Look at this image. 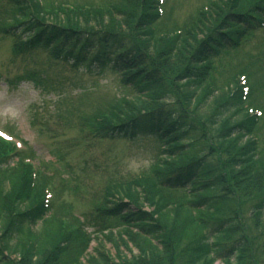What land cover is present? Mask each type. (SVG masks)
Returning <instances> with one entry per match:
<instances>
[{
    "label": "trees",
    "instance_id": "trees-1",
    "mask_svg": "<svg viewBox=\"0 0 264 264\" xmlns=\"http://www.w3.org/2000/svg\"><path fill=\"white\" fill-rule=\"evenodd\" d=\"M87 5L0 0V37L13 39L22 62L42 48L55 61L110 65L136 98L54 121L73 115L98 139L153 136L160 157L138 179L107 182L94 217L75 228L60 217L62 204L45 203L44 175L25 162L33 151L0 140V264H264V143L251 138L257 119L242 110L236 78L215 88L210 68L215 54L263 20L264 0H207L187 25L161 35L157 0ZM42 75L27 71L36 85ZM231 198L251 202L259 261ZM82 226L93 228L91 253L93 235Z\"/></svg>",
    "mask_w": 264,
    "mask_h": 264
},
{
    "label": "rangeland",
    "instance_id": "rangeland-1",
    "mask_svg": "<svg viewBox=\"0 0 264 264\" xmlns=\"http://www.w3.org/2000/svg\"><path fill=\"white\" fill-rule=\"evenodd\" d=\"M43 1L49 7L58 4H72L79 7L89 3L99 6L102 3H109L111 0ZM206 2L207 0H165L164 15L168 12L170 13V16L168 15V26L175 28L176 26L183 27L187 25L189 20L191 21L195 15V12L202 5H205ZM163 23L166 24V18ZM160 28L158 31L163 30L162 25ZM258 41H261L260 43L263 42V53L260 52L259 55L258 51H250V56L248 57L246 52L253 49V47L247 43L233 51L226 52L219 60L214 62V78L212 79V83L215 88L220 87L230 76L231 70L237 64L243 63L246 56L245 63L249 65L243 66H247L252 71L259 72L258 84H261L259 78L262 64L264 63V33L259 35ZM11 51V39L9 37H0V73L6 74L10 79L16 80L18 77L24 75V71L18 62H11ZM79 75H81L80 78L74 72L55 69L52 74H48L50 80L46 90H42L40 87L34 88L30 82H21V85L12 88L0 78V130L5 131L9 129L14 135L26 142L35 151L33 160L39 167L46 160L50 161L52 159L50 153L52 155L61 154L63 156L60 164L51 166V169L48 166L47 169L53 174V178L51 179V183L48 182L49 186L47 185L46 187L53 194L54 198L52 200L55 199L56 194L54 202L60 203L65 207V215H73L78 218L82 214L86 215V213L92 211L99 204L102 190L109 179H127L141 173H149L150 166L157 156V150L154 149L153 141L148 139L134 144L125 141L100 143L86 136L79 139L82 132H80L77 123L73 124L74 126L69 125L65 131H57L58 137L55 134H48V137L38 134V130L31 121L33 108H37L42 112H50L52 116L55 112L51 111L57 109L55 107L57 103L65 106L79 104L77 95L81 92L80 89H84L83 91H86L88 94V98H86L88 102L85 108L82 107V110L85 111L84 114H89L115 97V76L106 73L98 81L89 75V73ZM255 94L257 93L255 92ZM261 136L262 144L264 143V132ZM56 149L58 153H55ZM65 165L68 166L66 170L63 169ZM66 172L70 174V180L67 181H65L67 176L64 175ZM42 173H47V171H43ZM45 176L47 177V175ZM60 176L62 177L60 178ZM48 177H50L49 174ZM60 179L64 181L60 182ZM46 183L44 182L43 184ZM250 204L251 202L248 199H230V206L238 211V222L244 227L246 235L251 240L255 258L259 261L261 259L259 252L261 239L258 238L256 232L251 227L248 213ZM95 246V242L91 243L88 252L91 253ZM107 250L114 255V251L108 245ZM124 253L128 255L125 250ZM131 253H136V251L133 249ZM215 264L220 263L216 262Z\"/></svg>",
    "mask_w": 264,
    "mask_h": 264
}]
</instances>
